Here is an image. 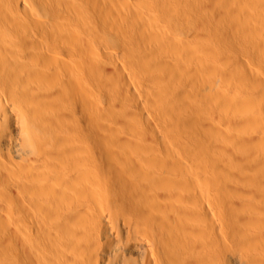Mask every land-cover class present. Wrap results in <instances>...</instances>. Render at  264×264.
I'll use <instances>...</instances> for the list:
<instances>
[{
  "label": "bare ground",
  "instance_id": "bare-ground-1",
  "mask_svg": "<svg viewBox=\"0 0 264 264\" xmlns=\"http://www.w3.org/2000/svg\"><path fill=\"white\" fill-rule=\"evenodd\" d=\"M0 264H264V0H0Z\"/></svg>",
  "mask_w": 264,
  "mask_h": 264
},
{
  "label": "rangeland",
  "instance_id": "rangeland-1",
  "mask_svg": "<svg viewBox=\"0 0 264 264\" xmlns=\"http://www.w3.org/2000/svg\"><path fill=\"white\" fill-rule=\"evenodd\" d=\"M113 38L116 40V36H115V35H113ZM109 40L112 41L113 39L111 40V38H108V37H107V40H106V39L104 38V41H107V42H108ZM110 41L108 42L109 44H110V43L112 44V42H114V40H113L112 42H110ZM116 43H117V42H116ZM111 44H110V45H111ZM114 44H115V42H114ZM112 46H115V45H112ZM180 62H181V61H180ZM182 62H183V61H182ZM228 83H229V82H228ZM228 83H227V84H224V86H225V87H227V86H228V87L232 86V84H229V85H230V86H229ZM128 84H129V83H128ZM234 84H235V83H234ZM234 84H233V85H234ZM235 86H240V84H239V83L237 84V82H236V85H234V86H232V87H235ZM93 88H94V91H95L96 95H97V96H100V97H98V98L102 99V97H104V98H103V99H104V102H106V101H107V99H106L107 96H104V95H107V92H105L104 88H103V87H100V86H99V87H98V86H93ZM97 88H98V89H97ZM99 88H100L101 90H99ZM130 88H131V86H130ZM102 89L104 90V93H103V90H102ZM96 90H97V91H96ZM98 90H99V91H98ZM131 90H133V89L131 88ZM101 91H102V92H101ZM97 93H98V94H97ZM102 93H103V95H102ZM103 99H102V100H103ZM259 113H260V112H259ZM244 114H245V113H244ZM247 114H249V113L246 112L245 116H248ZM249 115H250V114H249ZM254 115H256L258 118H261L262 113H260V114H258V115H257V113H254ZM124 148L126 149V147H124Z\"/></svg>",
  "mask_w": 264,
  "mask_h": 264
}]
</instances>
